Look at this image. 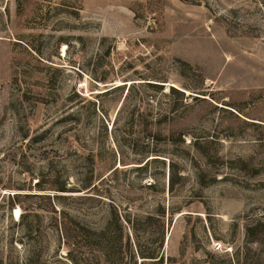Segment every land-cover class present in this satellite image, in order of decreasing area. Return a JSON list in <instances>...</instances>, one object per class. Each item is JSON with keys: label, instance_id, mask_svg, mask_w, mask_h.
<instances>
[{"label": "rangeland", "instance_id": "rangeland-1", "mask_svg": "<svg viewBox=\"0 0 264 264\" xmlns=\"http://www.w3.org/2000/svg\"><path fill=\"white\" fill-rule=\"evenodd\" d=\"M0 264H264V0H0Z\"/></svg>", "mask_w": 264, "mask_h": 264}, {"label": "trees", "instance_id": "trees-1", "mask_svg": "<svg viewBox=\"0 0 264 264\" xmlns=\"http://www.w3.org/2000/svg\"><path fill=\"white\" fill-rule=\"evenodd\" d=\"M183 1H186V0H183ZM144 86H148V87H154V88H160V91H161V85H158V84H155V83H153V82H144ZM167 93H177V94H179L180 95V100H183L184 102H185V98L183 97V94H182V91L181 90H178V89H175V88H173V87H169L168 88V91H167ZM161 94H163V95H165V93L164 92H161ZM126 97H127V91H126V93L123 95V98H122V101H121V103H120V106H121V104L123 103V102H125V100H126ZM64 100L65 101H72V102H74L75 104H79V105H82L83 104V99L75 92V91H72L70 94H68L65 98H64ZM120 108V107H119ZM119 108L117 109V111H116V113H115V116H114V119H113V121H112V125H114V123H115V120H116V118H117V114H118V112H119ZM80 115H79V113H77V112H72V113H69L68 115H66V118H69V119H71V125H72V127H71V129H75V127H77L78 126V121H79V117ZM77 131V130H76ZM115 168H113L111 171H113ZM110 171V172H111ZM109 172V173H110ZM105 177V176H104ZM104 177H99V178H97L96 179V181H95V183L94 182H92V178H86L83 182H81V184L79 185V186H81V187H84V188H88V190H96L97 189V184L104 178ZM170 177V176H169ZM169 180H170V178H169ZM61 191H63V190H61ZM12 195H18V194H12ZM11 201H13V197L10 199ZM20 209H21V211L23 212L22 214H21V216H20V218H23L24 216H25V209L22 207V206H20ZM124 220L126 221V223L127 222H129V219L128 218H124ZM141 255V254H140ZM141 257H146V256H141ZM157 260H159V258H157ZM156 260V261H157Z\"/></svg>", "mask_w": 264, "mask_h": 264}, {"label": "built area", "instance_id": "built-area-1", "mask_svg": "<svg viewBox=\"0 0 264 264\" xmlns=\"http://www.w3.org/2000/svg\"><path fill=\"white\" fill-rule=\"evenodd\" d=\"M212 246H213V249H214V250H221V249H224V248H221V244H220V242H217V241L212 242Z\"/></svg>", "mask_w": 264, "mask_h": 264}, {"label": "bare ground", "instance_id": "bare-ground-1", "mask_svg": "<svg viewBox=\"0 0 264 264\" xmlns=\"http://www.w3.org/2000/svg\"><path fill=\"white\" fill-rule=\"evenodd\" d=\"M16 214H18V211H16Z\"/></svg>", "mask_w": 264, "mask_h": 264}]
</instances>
